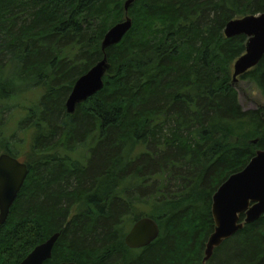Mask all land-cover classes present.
Listing matches in <instances>:
<instances>
[{
	"label": "trees",
	"instance_id": "obj_1",
	"mask_svg": "<svg viewBox=\"0 0 264 264\" xmlns=\"http://www.w3.org/2000/svg\"><path fill=\"white\" fill-rule=\"evenodd\" d=\"M125 1L0 0V120L20 94L41 91L20 122L33 131L30 154L0 146L28 169L0 225V264L55 233L45 264H264V215L203 263L213 194L264 149V106L243 111L232 84L247 38L224 34L264 13V0H134L127 11ZM104 55L103 89L68 114L74 83ZM239 78L264 98V55ZM141 217L159 235L132 258L124 238Z\"/></svg>",
	"mask_w": 264,
	"mask_h": 264
},
{
	"label": "water",
	"instance_id": "obj_2",
	"mask_svg": "<svg viewBox=\"0 0 264 264\" xmlns=\"http://www.w3.org/2000/svg\"><path fill=\"white\" fill-rule=\"evenodd\" d=\"M134 0H126L127 11ZM132 26V20L126 18L113 25L104 35L101 49L119 43ZM224 34L227 38L244 35L245 52L233 66L232 84L236 86L238 77L254 68L264 55V13L246 15L229 21ZM110 64L106 55L80 76L74 83L65 101L68 114H73L76 107L95 95L104 87V76ZM256 142V140H254ZM28 175L25 163L9 154H0V225L9 214L14 200ZM211 214L214 222L213 231L204 246L203 263L209 261L213 252L225 240L264 215V149H258L247 165L230 175L212 196ZM241 215L243 218H241ZM159 235L157 222L150 217H141L134 222L127 232L124 243L129 249H142L150 245ZM59 233L53 234L42 244L36 246L19 264H45L52 256V250ZM60 264H76L62 262Z\"/></svg>",
	"mask_w": 264,
	"mask_h": 264
},
{
	"label": "rangeland",
	"instance_id": "obj_3",
	"mask_svg": "<svg viewBox=\"0 0 264 264\" xmlns=\"http://www.w3.org/2000/svg\"><path fill=\"white\" fill-rule=\"evenodd\" d=\"M236 90L238 95V102L243 111L256 110L259 107L264 106V98L251 81L247 79L242 80L238 77ZM38 91L40 90L33 89L20 94L21 96L17 100L15 99V102L10 105L8 104L6 111H4V113L2 114V120H0V139L4 140L0 142V146L5 145L7 142L11 143V149L13 150V152H15L19 160H25L31 152V140L33 131L29 128H21L20 122L27 114L26 109L30 107V102H32V100H36L35 98L39 94ZM14 103L19 104L20 107L15 108ZM255 140L256 142L253 141V143H257L258 139ZM171 185L178 188V182H172ZM129 228H131V225L127 228V231L129 230ZM132 250H134L131 252L132 258L139 255L140 252L137 251L138 249Z\"/></svg>",
	"mask_w": 264,
	"mask_h": 264
},
{
	"label": "bare ground",
	"instance_id": "obj_4",
	"mask_svg": "<svg viewBox=\"0 0 264 264\" xmlns=\"http://www.w3.org/2000/svg\"><path fill=\"white\" fill-rule=\"evenodd\" d=\"M107 51V50H106ZM103 89V88H102Z\"/></svg>",
	"mask_w": 264,
	"mask_h": 264
}]
</instances>
